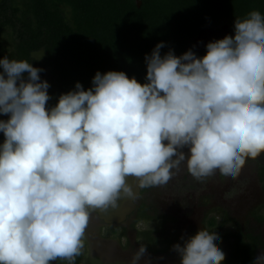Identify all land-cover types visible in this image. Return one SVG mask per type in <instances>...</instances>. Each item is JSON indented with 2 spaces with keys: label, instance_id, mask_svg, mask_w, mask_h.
<instances>
[{
  "label": "clouds",
  "instance_id": "clouds-1",
  "mask_svg": "<svg viewBox=\"0 0 264 264\" xmlns=\"http://www.w3.org/2000/svg\"><path fill=\"white\" fill-rule=\"evenodd\" d=\"M234 36L163 56H145L146 81L99 71L54 107L41 68L0 59V264H75L92 212L166 185L182 164L197 181L236 179L264 153V16L236 19ZM27 74L25 79L24 74ZM187 148V152L184 149ZM175 170V171H174ZM215 231L173 245L180 264H222ZM146 248L132 259L138 264ZM252 264H264L260 251Z\"/></svg>",
  "mask_w": 264,
  "mask_h": 264
},
{
  "label": "trees",
  "instance_id": "trees-1",
  "mask_svg": "<svg viewBox=\"0 0 264 264\" xmlns=\"http://www.w3.org/2000/svg\"><path fill=\"white\" fill-rule=\"evenodd\" d=\"M0 9V52L28 61L31 49L45 45L56 59L54 82L69 92L77 82L91 88L98 71H123L143 84L145 56L158 43L162 56L171 50L179 57L204 26L234 28L252 11L264 16V0H143L141 7L133 0H4ZM256 217L263 221L264 213Z\"/></svg>",
  "mask_w": 264,
  "mask_h": 264
},
{
  "label": "flooded vegetation",
  "instance_id": "flooded-vegetation-1",
  "mask_svg": "<svg viewBox=\"0 0 264 264\" xmlns=\"http://www.w3.org/2000/svg\"><path fill=\"white\" fill-rule=\"evenodd\" d=\"M133 1L137 7L142 6L143 0L140 6L137 0ZM3 2L4 0L0 5ZM224 23L228 22L208 26H221ZM194 39L185 52L191 50L198 57H203L196 50ZM41 49L45 51L41 58L40 55H33ZM5 56L21 60L16 53L11 57L9 49L0 52V59ZM29 58L28 62L34 67L43 69L40 76H46L51 81L50 97L59 98L61 94L67 93L54 82L52 74L56 59L50 57L45 45L31 49ZM2 71L0 68V72ZM24 76L27 78L26 73ZM52 100L53 103L54 99ZM2 135L0 132V137ZM184 151L187 152V148ZM241 172V184L231 182L230 188L229 177L220 175L218 171L204 181H197L188 173L186 165L182 164L166 185L140 188L135 198L137 207L123 224L103 222L101 225L102 219L92 212L85 232L83 253H86L91 241H113L121 236L132 242L130 236L135 235L136 246L144 245L146 252L150 254L171 253L173 264H180V257L173 250V245L179 243L183 246L184 240L193 236L200 228H206L215 231L220 237L215 243L225 253L222 264H252L259 252L264 251V230L255 231L244 227L239 219L230 214L229 198L230 194L238 195L237 199L248 197L251 219L256 225L264 227V220L260 221L256 217V214L264 213V167L257 159H248ZM240 245L246 246V249L239 250L237 247Z\"/></svg>",
  "mask_w": 264,
  "mask_h": 264
},
{
  "label": "rangeland",
  "instance_id": "rangeland-1",
  "mask_svg": "<svg viewBox=\"0 0 264 264\" xmlns=\"http://www.w3.org/2000/svg\"><path fill=\"white\" fill-rule=\"evenodd\" d=\"M235 31L232 28V36H234ZM198 57V56H197ZM42 81H47L50 85L48 89L49 96H51V81L45 76H40ZM27 79V78H25ZM50 99H54V102L48 107H54L58 102V97H51ZM8 115L0 114V120H7ZM241 174L236 178L230 180V188H232L231 182H238L241 184ZM245 194V193H244ZM238 195L230 194L229 200V211L230 214L237 219H239L244 225V227H250L255 229V231H263L264 227L256 225L255 222L251 219L250 216V207L248 205L249 199L248 197L237 199ZM103 220H101L100 224L102 225ZM130 238L132 242L127 240V238L118 236V238L113 241H91L89 247L87 248L85 253V259L82 264H132V259L139 250V246L134 244V240L137 241L135 235H131ZM78 259V257H77ZM62 264L66 261L61 260ZM80 261V259H78ZM60 264L58 261H53L52 264ZM81 264V262H79ZM138 264H173V255L169 254H150L145 252L144 256L141 257Z\"/></svg>",
  "mask_w": 264,
  "mask_h": 264
},
{
  "label": "water",
  "instance_id": "water-1",
  "mask_svg": "<svg viewBox=\"0 0 264 264\" xmlns=\"http://www.w3.org/2000/svg\"><path fill=\"white\" fill-rule=\"evenodd\" d=\"M3 0H0V3ZM141 0H137L138 6L141 5ZM225 36H232V30L229 23H224L221 26H206L200 29L197 36L194 39V45L196 50L203 56L207 52L206 45L209 42L223 39ZM44 49L33 53L34 56L40 55V58L44 55ZM9 115L7 116V120ZM4 141V135L0 137V144ZM257 161L264 167V153L257 158ZM127 182L132 186L135 192V198L140 192V188L137 187L135 178L128 177ZM137 204L135 199L121 198L118 200V206L116 208H109L105 212L99 210L94 211L105 224H123L128 217L135 211Z\"/></svg>",
  "mask_w": 264,
  "mask_h": 264
}]
</instances>
